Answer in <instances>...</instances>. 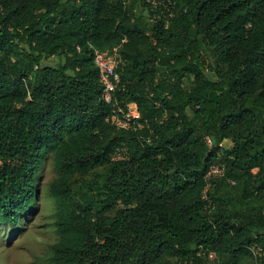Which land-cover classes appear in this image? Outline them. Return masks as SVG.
<instances>
[{
    "label": "trees",
    "instance_id": "trees-1",
    "mask_svg": "<svg viewBox=\"0 0 264 264\" xmlns=\"http://www.w3.org/2000/svg\"><path fill=\"white\" fill-rule=\"evenodd\" d=\"M158 1L0 0V225L52 155L51 264H264V0ZM129 104L139 127L105 122Z\"/></svg>",
    "mask_w": 264,
    "mask_h": 264
},
{
    "label": "rangeland",
    "instance_id": "rangeland-1",
    "mask_svg": "<svg viewBox=\"0 0 264 264\" xmlns=\"http://www.w3.org/2000/svg\"><path fill=\"white\" fill-rule=\"evenodd\" d=\"M142 12L145 14L144 10ZM59 61L57 58H49L42 64L54 66ZM184 83L189 87L192 84V78L186 77ZM188 114L191 115L190 112ZM221 146L227 149L231 144L224 141ZM52 159V155H48L42 162L37 177L34 204L31 210L21 218L17 229L11 230L6 225H0V264H51L48 262L52 253L51 246L58 241L54 225V201L49 194V185L56 178ZM107 173V169L96 170L93 176L86 179L89 188L93 187L96 191ZM81 183H76L74 188ZM255 251L258 252V249ZM242 264H253V262L245 259Z\"/></svg>",
    "mask_w": 264,
    "mask_h": 264
},
{
    "label": "built area",
    "instance_id": "built-area-1",
    "mask_svg": "<svg viewBox=\"0 0 264 264\" xmlns=\"http://www.w3.org/2000/svg\"><path fill=\"white\" fill-rule=\"evenodd\" d=\"M151 5L152 10H155L158 5L161 4L158 0H145ZM170 4V3H169ZM121 63V59L116 50L111 53L108 52H94V64L99 72V81L103 87L102 98L103 101L109 103L112 100L113 94L118 90L120 79L116 73L118 65ZM139 114L134 104L127 105V110L117 109L115 113L105 119V122L114 126L116 129H127L129 127L138 126ZM113 159H119V154L113 157ZM223 168L214 165L210 167L207 177L216 178L221 176ZM257 249V248H256ZM253 254H258L255 248L252 249ZM260 255V254H258Z\"/></svg>",
    "mask_w": 264,
    "mask_h": 264
}]
</instances>
